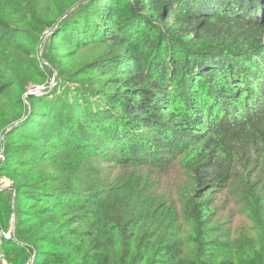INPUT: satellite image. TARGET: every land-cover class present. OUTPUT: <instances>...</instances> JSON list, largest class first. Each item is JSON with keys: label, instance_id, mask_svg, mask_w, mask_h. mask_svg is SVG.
<instances>
[{"label": "trees", "instance_id": "1", "mask_svg": "<svg viewBox=\"0 0 264 264\" xmlns=\"http://www.w3.org/2000/svg\"><path fill=\"white\" fill-rule=\"evenodd\" d=\"M0 154L7 264H264V0H0Z\"/></svg>", "mask_w": 264, "mask_h": 264}, {"label": "rangeland", "instance_id": "2", "mask_svg": "<svg viewBox=\"0 0 264 264\" xmlns=\"http://www.w3.org/2000/svg\"><path fill=\"white\" fill-rule=\"evenodd\" d=\"M41 52H42V48L40 47V48H39V52H38L39 59H40V61H41L42 63L46 64L45 61H44V60L42 59V57H41ZM54 73H55V72H54ZM53 85H54V74H53V77L51 78V80H50L49 83H47V84H44V83H43V84L40 85V86L43 87V89H42V93L35 94V95H42V94H46V93H48V92L51 90V88H52ZM30 90H31V88L29 89V92H27V93L23 96V100H24L25 103H27V102H26V95L32 94V93L30 92ZM0 157H1V154H0ZM9 185H10V181H9L6 177H4V176H0V190H2V189H4V188H8ZM9 188H10V187H9ZM243 222H244V220L242 221V223H243ZM13 228H14V224H13V222H11V223H10L9 231H6V232H4V233H6V235H7V233H9V236H10V237L13 236V233H14ZM2 234H3V233H2ZM0 264H7V263L5 262V259H4V262H2V260H0Z\"/></svg>", "mask_w": 264, "mask_h": 264}, {"label": "built area", "instance_id": "3", "mask_svg": "<svg viewBox=\"0 0 264 264\" xmlns=\"http://www.w3.org/2000/svg\"><path fill=\"white\" fill-rule=\"evenodd\" d=\"M42 89H43L42 86H40V85H35V86H33V87L31 88L30 92H31L32 94H39V93H42ZM2 235H3L5 238L10 237V236H9V233H7V235H6V233L3 232ZM0 260H2V262H4V257H3V254H2L1 251H0ZM25 264H31V262H29V263H25Z\"/></svg>", "mask_w": 264, "mask_h": 264}, {"label": "water", "instance_id": "4", "mask_svg": "<svg viewBox=\"0 0 264 264\" xmlns=\"http://www.w3.org/2000/svg\"><path fill=\"white\" fill-rule=\"evenodd\" d=\"M28 95H26V97H27Z\"/></svg>", "mask_w": 264, "mask_h": 264}]
</instances>
